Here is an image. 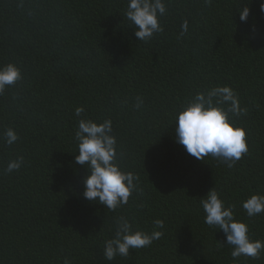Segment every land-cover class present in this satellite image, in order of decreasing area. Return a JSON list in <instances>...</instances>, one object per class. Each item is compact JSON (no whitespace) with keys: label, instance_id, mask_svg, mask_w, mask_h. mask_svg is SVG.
<instances>
[{"label":"trees","instance_id":"16d2710c","mask_svg":"<svg viewBox=\"0 0 264 264\" xmlns=\"http://www.w3.org/2000/svg\"><path fill=\"white\" fill-rule=\"evenodd\" d=\"M128 2L0 0V66L20 70L0 92V264H264V250L234 259L200 205L214 187L250 238L264 242V212L248 217L241 203L264 194L261 0H162L163 31L147 41L134 35ZM224 85L246 109L230 114L248 146L231 168L191 156L174 131L188 100ZM81 118L112 121L116 163L138 177V190L115 210L82 195L87 169L75 162ZM8 128L18 136L12 145L3 139ZM18 157L21 167L7 172ZM119 217L149 234L162 220V235L107 261L103 244Z\"/></svg>","mask_w":264,"mask_h":264},{"label":"clouds","instance_id":"9594fccd","mask_svg":"<svg viewBox=\"0 0 264 264\" xmlns=\"http://www.w3.org/2000/svg\"><path fill=\"white\" fill-rule=\"evenodd\" d=\"M210 3V0H205ZM260 10L264 12V0L260 2ZM166 8L162 0H129L125 12L126 18L135 26L134 35L142 41L150 39L154 33L163 31L158 20L165 14ZM250 8L240 7L239 18L247 19ZM188 22L181 25V35L188 32ZM20 78V70L14 64L0 66V92L6 85H12ZM83 107L75 109V115L80 117ZM246 109L239 105L237 93L229 86H214L204 92H197L185 105L177 111L175 117V139L183 145L188 154L198 160L211 156L231 168L242 154L248 152L245 130L237 126L231 119L240 116ZM112 121L105 119L101 123L88 118L78 120L75 140L78 145V155L75 162L86 166L87 175L83 178V197L89 201H98L109 210L128 202L133 191L138 190V177L132 172L120 169L117 161L116 138L112 135ZM4 142L12 145L18 140L17 134L8 128L3 133ZM23 157H18L8 163L6 171L18 170ZM242 207L248 217L264 212V194H252L242 201ZM204 213V223L211 228L223 232L225 244L231 245V256L257 258L264 250V242L252 240L248 235L246 223L234 216L233 205L225 206L214 187L200 198ZM153 231L149 234L141 230H133L132 224L125 217L116 220L115 233L103 244V257L112 261L116 256L127 257L129 249L149 246L158 239L163 228L162 220L153 222ZM65 264H69L65 260Z\"/></svg>","mask_w":264,"mask_h":264}]
</instances>
